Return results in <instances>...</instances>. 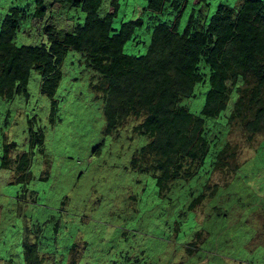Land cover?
<instances>
[{"label": "rangeland", "instance_id": "1", "mask_svg": "<svg viewBox=\"0 0 264 264\" xmlns=\"http://www.w3.org/2000/svg\"><path fill=\"white\" fill-rule=\"evenodd\" d=\"M241 1L180 0L184 5L178 29L184 30L190 14L198 26L219 3L238 7ZM110 2L103 0L100 15L106 14ZM145 4L146 0H119L113 29L122 21L142 19L134 38L123 46L126 53H145L153 26L170 22L177 13L171 5L150 13ZM11 5L29 12L16 43L44 40L41 26L30 15L34 0H0V20ZM53 10L51 21L61 33L84 21L80 8ZM83 60V53L74 49L63 59L53 123L52 104L40 91L41 74L36 69L31 71L27 96L16 94L12 100L0 96V152L4 142H15L19 150L28 119L35 117L45 129L47 153L46 161L38 158L35 164V174L45 178L29 185L0 168V260L9 257L23 263V244L28 243L50 255L54 264H68L71 257L76 264H264V135L248 145L240 130L231 134L238 146L235 170L212 171L209 154L191 178L160 189L155 177L130 166L133 151L147 142L146 136L132 132L135 119L127 120L118 135L105 133L101 99L90 88L96 73ZM202 70L208 73L204 63ZM207 78L195 85L194 95L181 100L201 116ZM231 106L232 102L225 113ZM213 121L219 122L211 127L219 137L228 135L224 114L206 124ZM188 189L206 196L181 216L176 196ZM7 204L13 208L7 209Z\"/></svg>", "mask_w": 264, "mask_h": 264}, {"label": "trees", "instance_id": "2", "mask_svg": "<svg viewBox=\"0 0 264 264\" xmlns=\"http://www.w3.org/2000/svg\"><path fill=\"white\" fill-rule=\"evenodd\" d=\"M102 2L34 0L30 15L38 21L44 37L36 44L16 43L21 21L29 12L11 5L0 20V96L6 100L16 94L27 96L31 71L36 69L41 74L40 91L52 104L50 121L55 122L58 100L54 96L62 77V62L69 49L78 50L86 66L96 73L90 88L101 99L105 133L118 135L127 120L135 119L132 132L147 138L129 159L134 171L155 177L157 186L163 189L191 178L209 154L212 171L235 170L239 165L235 152L238 146L231 134L240 130L248 145L257 135H264V0H242L238 7L219 3L209 19L198 26L190 14L183 31L178 25L184 2L146 0L145 9L150 13H161L167 5L177 13L170 22L153 26L145 53L137 55L124 52L123 46L134 38L142 19L122 21L113 29L119 0H111L105 15L98 12ZM58 6L80 8L85 14L83 23L61 33L51 21L53 7ZM203 63L208 73L202 70ZM206 76L209 88L201 116L181 100L194 95L195 85L205 82ZM230 102L232 106L225 113ZM221 114L228 132L224 137L211 128L219 122L206 124L207 119ZM28 123L24 145L17 150L15 142H4L0 152V168L27 185L45 178L35 174V164L38 158L47 160L40 119L32 117ZM205 196L203 191L189 189L177 194L181 216L191 212ZM23 259L19 264H54L36 244H23ZM0 264L17 263L8 257ZM68 264H76V260L71 257Z\"/></svg>", "mask_w": 264, "mask_h": 264}]
</instances>
